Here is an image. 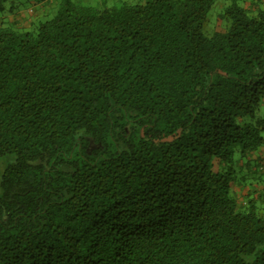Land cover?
Wrapping results in <instances>:
<instances>
[{"label": "trees", "instance_id": "obj_1", "mask_svg": "<svg viewBox=\"0 0 264 264\" xmlns=\"http://www.w3.org/2000/svg\"><path fill=\"white\" fill-rule=\"evenodd\" d=\"M225 3L0 0V264H264V0Z\"/></svg>", "mask_w": 264, "mask_h": 264}, {"label": "rangeland", "instance_id": "obj_2", "mask_svg": "<svg viewBox=\"0 0 264 264\" xmlns=\"http://www.w3.org/2000/svg\"><path fill=\"white\" fill-rule=\"evenodd\" d=\"M54 1H55L54 7L56 8L60 0H54ZM73 1L76 2V0H73ZM95 1L97 0H81V4H87L88 2H95ZM126 1L131 2V3L135 2V0H126ZM30 3L31 2H28V0H20L21 10L22 11L26 10L30 6ZM225 5H226L225 0H215V5L210 13L208 24L205 25V29H204L207 35H210L214 31H217L215 29V25L217 24V20H218L217 15L221 13L222 8H224ZM258 116L264 117V107L260 109ZM256 156L258 155L256 154ZM258 157L259 158L252 160V163H251L252 165L250 166L252 168V173H249V174L253 178L252 180H255V177L259 175H261L264 178V154H261V156H258ZM13 160H14V156H7L3 158L2 161L0 162V181H1V175L3 171L5 170L7 165ZM238 162H242V160L238 159ZM242 172L245 174L247 172L246 168H244ZM251 184L253 186H256V183H253V181H251ZM0 195H1V186H0Z\"/></svg>", "mask_w": 264, "mask_h": 264}, {"label": "crops", "instance_id": "obj_3", "mask_svg": "<svg viewBox=\"0 0 264 264\" xmlns=\"http://www.w3.org/2000/svg\"><path fill=\"white\" fill-rule=\"evenodd\" d=\"M54 2V0H49L41 6H38L34 2H31L30 6L26 10L21 11L18 17L21 20L22 26L28 25V23L32 21V19L46 16L48 13H50V10L54 8ZM256 154L258 156L264 154V148L258 151ZM246 193L247 191H244V194Z\"/></svg>", "mask_w": 264, "mask_h": 264}, {"label": "snow or ice", "instance_id": "obj_4", "mask_svg": "<svg viewBox=\"0 0 264 264\" xmlns=\"http://www.w3.org/2000/svg\"><path fill=\"white\" fill-rule=\"evenodd\" d=\"M76 3H77V6H81V0H76ZM112 3L117 8H119L120 6H122V0H112Z\"/></svg>", "mask_w": 264, "mask_h": 264}]
</instances>
